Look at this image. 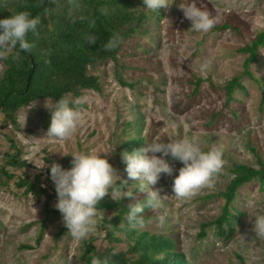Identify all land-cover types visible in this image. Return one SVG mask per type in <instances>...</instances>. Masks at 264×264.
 Returning <instances> with one entry per match:
<instances>
[{"label": "rangeland", "instance_id": "rangeland-1", "mask_svg": "<svg viewBox=\"0 0 264 264\" xmlns=\"http://www.w3.org/2000/svg\"><path fill=\"white\" fill-rule=\"evenodd\" d=\"M189 2L170 0L173 4L157 12L148 34L126 42L116 59L89 68L101 89H85L81 97H71L82 120L70 138L59 141L44 136L51 120L46 99L22 108L16 124L2 128L0 120V170L5 155L15 148L20 150V160L29 164L16 169L13 179L0 173V264H89L84 240L129 251L123 234L119 236L124 240L111 243L104 238V229L113 228L110 220L121 206L146 193L117 201L119 206L113 210L97 211L95 232L74 241L55 207L57 200L51 201L48 211L45 194L26 193L16 182L25 173L34 181L44 172L42 180L53 188L47 177L51 164L69 168L70 153L89 151L107 156L121 179H128L121 153L123 144L135 136L143 137L144 144L180 138L196 139L205 149L217 144L224 159L211 185L186 199L176 197L171 187L182 162L169 160L176 170L173 176L162 174L153 186L166 195L164 208L148 209L144 215L149 219L141 230L173 235L178 250L192 264H264V237L253 231L248 215L252 207L264 211V183L259 180L239 189L230 209L231 222L223 225L221 235L212 225L200 237L202 225L223 213L220 192L233 177L232 165L240 162L260 168L258 157L264 162V45L248 67L251 75L245 69L248 53L241 51L264 31V0H195L216 21L207 33L191 29V21L179 7ZM4 70L0 59V77ZM234 77H241L243 88L234 91L232 103L225 88Z\"/></svg>", "mask_w": 264, "mask_h": 264}, {"label": "trees", "instance_id": "trees-1", "mask_svg": "<svg viewBox=\"0 0 264 264\" xmlns=\"http://www.w3.org/2000/svg\"><path fill=\"white\" fill-rule=\"evenodd\" d=\"M80 3L82 8L70 14L69 0H0V19L19 11H29L33 16L40 17L36 33L27 34L28 42L33 45L30 51L19 50L18 46L12 48L8 54L0 50V59L5 65L3 75L0 77L2 128L16 124L18 112L35 100L47 98L57 100L61 95L67 94L79 98L85 89L100 90L99 78L91 74L89 68L101 61L116 59L126 42L138 35L148 34L149 24L157 18L159 12L146 8L143 0H80ZM90 33L97 37L95 44L86 41V36ZM113 34L121 37V43L116 49H105L104 43ZM263 45L264 31L259 33L251 46L247 45L241 49L242 52L248 53L245 60L246 73H250L248 67L256 60L257 50ZM237 87L243 88L241 77H234L227 84L225 90L228 102L234 103L233 93ZM143 145L144 138L135 136L125 142L123 147L125 150L134 151ZM248 146L256 152L251 142ZM169 160H172L170 156ZM258 160L260 168L240 162L232 165L230 172L233 177L226 189L220 192L225 201L223 213L216 220L202 225L200 237H204L205 229L212 225L217 227L221 235L224 231L223 225L231 222L230 209L234 206L239 189L255 180L264 183V162L260 157ZM4 161L0 173L9 179L16 177L14 173L16 169L29 166L26 161L20 160L18 148H15L12 154H6ZM112 165L115 167V164ZM44 175V172H40L37 180L29 181L25 173L16 185L25 187L26 193L38 190L45 194L46 208L49 211L51 201L54 198L57 200V193L55 186L53 188L46 186L42 180ZM47 177L50 178V173ZM145 197L146 195H143L140 199ZM128 205L121 206L117 214L111 218L113 228L104 229L105 239L111 243L126 239L132 253L130 255L129 251L119 252L113 258V264H192L187 260L186 254L178 250L173 235L132 229L126 220ZM118 206L116 200L106 196L98 203L97 211L113 210ZM148 219L149 217L145 216V225ZM122 222L123 226H120ZM121 234L124 235V239L119 236ZM84 246V257L89 264L90 255L105 256L115 248L97 247L92 240H84Z\"/></svg>", "mask_w": 264, "mask_h": 264}, {"label": "clouds", "instance_id": "clouds-1", "mask_svg": "<svg viewBox=\"0 0 264 264\" xmlns=\"http://www.w3.org/2000/svg\"><path fill=\"white\" fill-rule=\"evenodd\" d=\"M146 8L160 10L173 3L170 0H143ZM186 19L191 21V29L207 33L216 23L208 11L197 5L195 0L181 3ZM80 0H69V11H79ZM82 18V17H81ZM40 23L39 16L29 11H19L9 17L0 19V50L8 51L18 46L19 50L30 51L33 45L27 40L29 32L36 33ZM94 23V21L92 22ZM89 44H95L94 33L86 36ZM121 37L113 34L104 48L116 49ZM203 70V66H202ZM70 94L61 95L59 99L45 101V107L51 112L50 125L44 136L63 141L70 138L82 120L81 111L75 106ZM160 153V155H157ZM71 167L64 168L54 162L50 166V178L57 193L55 207L60 211L64 225L74 241L88 238L97 227V205L106 196L121 201L134 198L138 193H146L144 199H135L127 208L126 220L132 229L145 227V210L156 211L164 208L166 195L153 186L158 183L162 174L173 176L176 171L167 157L182 162L178 175L173 176L172 193L178 198H189L201 187L211 185L213 178L221 172L224 159L223 148L213 144L206 149L196 139L180 138L176 140L145 142L137 150H124L121 153L125 163L128 179H121L118 170L110 163L107 156L89 152H72ZM129 180L134 181L129 183ZM252 207V206H250ZM249 220L253 231L264 237V211H249ZM163 221L164 217H159ZM121 250L113 248L107 255H90V264H113V258Z\"/></svg>", "mask_w": 264, "mask_h": 264}, {"label": "built area", "instance_id": "built-area-1", "mask_svg": "<svg viewBox=\"0 0 264 264\" xmlns=\"http://www.w3.org/2000/svg\"><path fill=\"white\" fill-rule=\"evenodd\" d=\"M55 200H56V198H55Z\"/></svg>", "mask_w": 264, "mask_h": 264}]
</instances>
